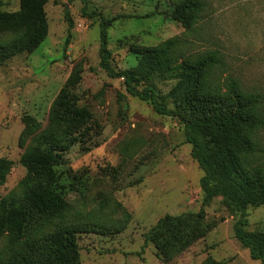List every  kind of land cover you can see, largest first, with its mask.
Masks as SVG:
<instances>
[{
  "label": "rangeland",
  "instance_id": "rangeland-1",
  "mask_svg": "<svg viewBox=\"0 0 264 264\" xmlns=\"http://www.w3.org/2000/svg\"><path fill=\"white\" fill-rule=\"evenodd\" d=\"M179 1L88 0L83 14L80 0H48L45 40L34 52L0 64V158L12 163L0 183V199L18 193L25 175L19 158L29 139L20 142L22 118L31 116L45 127L60 89L74 74L80 77L72 92L92 114L94 129L88 141L71 147L55 175L57 191L72 205L74 215L67 219L89 218L97 225L77 234L81 264H207L209 259L260 264L234 237L239 215L220 197L202 204L203 172L191 156L183 124L127 94L123 78H110L98 66L100 24L108 20L107 48L115 71L136 66V48L177 39L187 43L188 54L215 52L220 81L235 80L264 108V0H203L202 17L189 31L170 18ZM66 6L74 27L64 53ZM18 9L19 0H0V11ZM176 82L154 75L138 89L153 87L159 101L173 110L168 94ZM259 140L264 149V132ZM200 209L207 233L181 254L166 262L145 242L163 216ZM245 218L247 231L264 230V204L249 206ZM8 246L7 236H0V254Z\"/></svg>",
  "mask_w": 264,
  "mask_h": 264
},
{
  "label": "trees",
  "instance_id": "trees-1",
  "mask_svg": "<svg viewBox=\"0 0 264 264\" xmlns=\"http://www.w3.org/2000/svg\"><path fill=\"white\" fill-rule=\"evenodd\" d=\"M47 1L19 0L17 11H0V64L34 52L45 40ZM80 2L85 14L88 0ZM204 7L203 0H180L173 5L170 18L189 31L201 19ZM64 18L68 25L65 53L74 27L67 6ZM108 26V20L101 21L99 68L110 78H123L127 94L183 124L191 156L203 172L202 204L220 197L230 212L238 214L234 237L251 259L264 264V230L247 231L245 218L249 206L264 204V149L259 140L264 132V108L258 97L242 90L235 80L220 81L215 52L188 54L187 43L180 44L177 39L136 48V66L117 72L110 64ZM154 75L177 80L168 94L173 110L159 101L153 87L138 89ZM79 79L78 73L74 74L60 89L45 127L31 116L22 118L20 142L29 139L19 158L25 175L18 193L0 199V236H7L9 241L8 249L0 254V264H81L77 234L97 227L88 217L79 218L80 222L67 219L74 215L72 205L56 189L55 168L64 165L71 147L88 141L94 129L92 114L78 105L72 92ZM11 165L0 158V183ZM207 229L204 210L200 209L197 213L163 216L144 238L167 262L203 238ZM207 264L220 263L209 259Z\"/></svg>",
  "mask_w": 264,
  "mask_h": 264
}]
</instances>
